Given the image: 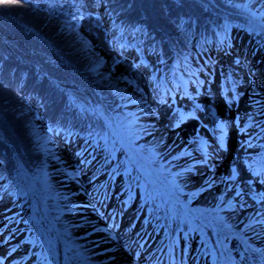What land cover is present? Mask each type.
Segmentation results:
<instances>
[{
  "label": "rangeland",
  "instance_id": "374dc122",
  "mask_svg": "<svg viewBox=\"0 0 264 264\" xmlns=\"http://www.w3.org/2000/svg\"><path fill=\"white\" fill-rule=\"evenodd\" d=\"M234 1L258 17L259 31L196 51L176 63L179 71L164 69L154 53L117 44L109 21L96 24L97 12L82 20L79 32L97 72L133 98L132 114L120 120L118 136L96 145L59 132L37 136L48 156L49 209L57 218L58 207L66 212L68 240L64 247L51 220L36 237L34 220L48 211L30 182L18 196L0 186V264H148L141 255L175 237L176 264L184 259L181 242L200 246L219 264L222 254L228 259V236L176 202L173 189L237 234L252 233L247 229L255 224L250 217L245 224V215L264 221V0ZM102 115L113 121L107 110ZM133 159L166 194L144 183ZM71 191L74 198L66 200ZM237 199L254 210L233 208ZM185 255L192 259L190 248Z\"/></svg>",
  "mask_w": 264,
  "mask_h": 264
},
{
  "label": "trees",
  "instance_id": "16d2710c",
  "mask_svg": "<svg viewBox=\"0 0 264 264\" xmlns=\"http://www.w3.org/2000/svg\"><path fill=\"white\" fill-rule=\"evenodd\" d=\"M234 0H0V181L25 188L19 165L40 187L47 152L37 136L62 132L78 139L109 136L100 108L119 120L130 116L131 96L104 83L79 27L97 12L114 20L116 43L133 44L171 60L204 50L254 19ZM99 5L104 7L98 12ZM246 13L247 15H244ZM68 27V28H67ZM67 84L71 87H63ZM133 98L131 99V101Z\"/></svg>",
  "mask_w": 264,
  "mask_h": 264
},
{
  "label": "bare ground",
  "instance_id": "6f19581e",
  "mask_svg": "<svg viewBox=\"0 0 264 264\" xmlns=\"http://www.w3.org/2000/svg\"><path fill=\"white\" fill-rule=\"evenodd\" d=\"M260 84H262V83H260ZM159 186H161V185H159ZM162 187V186H161ZM171 196L174 198V199H176V200H178V201H181L179 198H177L176 196H174L173 194H171ZM208 220V219H207ZM214 223H212V225H213ZM215 228L218 230V231H220L221 229H222V227H219V226H215ZM262 251H261V249L259 248V253H261ZM261 258H263L264 257V251H263V256H260Z\"/></svg>",
  "mask_w": 264,
  "mask_h": 264
},
{
  "label": "water",
  "instance_id": "95a60500",
  "mask_svg": "<svg viewBox=\"0 0 264 264\" xmlns=\"http://www.w3.org/2000/svg\"><path fill=\"white\" fill-rule=\"evenodd\" d=\"M64 86V85H63ZM91 98H93V96L90 95ZM93 102L95 104V106L97 107L96 103H95V99L93 98Z\"/></svg>",
  "mask_w": 264,
  "mask_h": 264
}]
</instances>
